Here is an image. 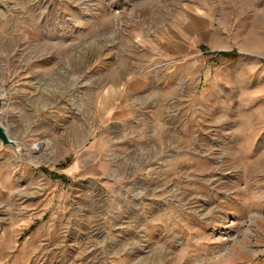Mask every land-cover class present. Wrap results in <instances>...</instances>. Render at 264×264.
Here are the masks:
<instances>
[{
    "label": "rangeland",
    "instance_id": "374dc122",
    "mask_svg": "<svg viewBox=\"0 0 264 264\" xmlns=\"http://www.w3.org/2000/svg\"><path fill=\"white\" fill-rule=\"evenodd\" d=\"M1 96L0 264H264V0H0Z\"/></svg>",
    "mask_w": 264,
    "mask_h": 264
},
{
    "label": "water",
    "instance_id": "95a60500",
    "mask_svg": "<svg viewBox=\"0 0 264 264\" xmlns=\"http://www.w3.org/2000/svg\"><path fill=\"white\" fill-rule=\"evenodd\" d=\"M3 105H4V97L1 96L0 97V117H1V109L3 108ZM0 142L2 143L3 147L11 146L15 149L18 148L17 144L10 139L8 132L1 124V121H0Z\"/></svg>",
    "mask_w": 264,
    "mask_h": 264
},
{
    "label": "trees",
    "instance_id": "16d2710c",
    "mask_svg": "<svg viewBox=\"0 0 264 264\" xmlns=\"http://www.w3.org/2000/svg\"><path fill=\"white\" fill-rule=\"evenodd\" d=\"M222 56H225V57H232V58H235L236 55L234 53H223L221 54Z\"/></svg>",
    "mask_w": 264,
    "mask_h": 264
}]
</instances>
